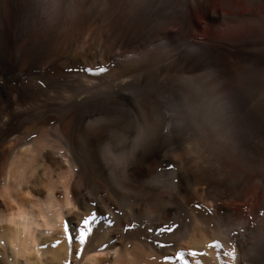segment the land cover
I'll list each match as a JSON object with an SVG mask.
<instances>
[{
	"label": "rangeland",
	"instance_id": "374dc122",
	"mask_svg": "<svg viewBox=\"0 0 264 264\" xmlns=\"http://www.w3.org/2000/svg\"><path fill=\"white\" fill-rule=\"evenodd\" d=\"M7 134L69 160L71 226L94 214V242L162 264L197 232L194 264H264V0H0V156ZM115 152H131L119 185Z\"/></svg>",
	"mask_w": 264,
	"mask_h": 264
},
{
	"label": "bare ground",
	"instance_id": "6f19581e",
	"mask_svg": "<svg viewBox=\"0 0 264 264\" xmlns=\"http://www.w3.org/2000/svg\"><path fill=\"white\" fill-rule=\"evenodd\" d=\"M161 56L159 55V57ZM160 59L159 62H161ZM206 89L207 88H204L203 90ZM193 105L194 103H192V106ZM202 105L201 104L199 105L200 111L203 110ZM197 106L196 108H198ZM208 107H209V103H208ZM206 108L207 106H205V110ZM211 109L214 108L212 107ZM200 111H198L197 114ZM213 113L215 112L213 111ZM194 116H197L198 118L199 115L195 114ZM205 117L207 116H204V118ZM197 118L195 119L198 120ZM199 120L201 121V119ZM224 121H222V123ZM206 122H208L207 119ZM227 124H229V122ZM205 126H203V128H205ZM216 126L214 125L213 127L214 128L213 134L214 133L217 134L215 130L217 131L218 127L217 129H215ZM213 128H211V131ZM220 130L222 131V129ZM220 130H218V133H221ZM202 135H205V133ZM11 136H12L11 134H7L5 137L8 139ZM25 136L23 137L17 135L12 136L11 139L6 141V145L2 149V154L0 156V255H3L4 258L7 257L8 261L11 264H66V262L69 260H71V264H160L158 256L147 246L144 245L142 246L139 243L137 244L130 242L123 244L124 242L122 240L119 241L120 243L117 246L113 243H107L108 241L111 240L110 235L105 236V238H103V236L100 237L99 239L102 238L101 242L98 238L97 239L99 240V242L98 241L94 242L95 239L94 237L92 236L88 237L86 240V244L83 246L82 255L77 257L76 255L78 251L77 250L75 252V256H70L68 242L64 233V223L66 220L71 221V219L73 218L72 215H74V208L76 203L75 199L78 194L76 182L73 180V175H72L73 169L70 165L69 160H63V157H65L63 156V154H59L60 156L59 155L56 156L58 154V151L56 150L52 151L53 149L58 148L54 144H52V142H49L48 140L44 139L42 136L39 135H37V137L35 136L36 138L34 139L32 138L25 139L26 138ZM224 140L226 139L224 138ZM218 141H216V143ZM203 142L207 143L208 141L205 142L203 140ZM209 145L212 146L211 144ZM125 147L124 150H122V153L123 151H125ZM119 148L122 149V146ZM115 153H116V159L113 160L115 161V163L113 162V164L110 165V167L108 168H109L110 177L119 185L122 183L120 182V179L121 178L123 179L127 176L128 173L127 167L130 164L129 159L131 156L130 154L131 152L128 153V155L127 154L120 155L119 152H115ZM122 188L125 187L123 186ZM124 191H126V189ZM196 235L197 232L196 234L191 232L190 234H188L187 237H185L183 241L181 240L182 242H180L178 246L179 247L178 251L181 250L185 252H190L192 250L195 251V248L200 245V243L198 242L199 240H197L198 238H196L197 237ZM56 241H61V243L53 247L52 245H54ZM194 260L192 259V261ZM200 260H202V258ZM211 264H217V263H215L214 261L211 262ZM225 264H245V263L237 255V252L232 250L226 257Z\"/></svg>",
	"mask_w": 264,
	"mask_h": 264
},
{
	"label": "snow or ice",
	"instance_id": "6c2138e0",
	"mask_svg": "<svg viewBox=\"0 0 264 264\" xmlns=\"http://www.w3.org/2000/svg\"><path fill=\"white\" fill-rule=\"evenodd\" d=\"M71 71V70H70ZM97 221V217L92 214L89 213L87 216L81 217L80 221L77 223L75 229L72 228L71 226V222L70 220H66L64 223V233H65V237L67 239L68 242V247H69V254L71 255L72 252V246L73 243H78L79 245H81V249L77 251L76 255L77 257L82 255V251H83V246L86 244V240L88 237H90L95 229L93 228V224H95ZM110 223L114 224V221H110ZM139 225L135 224V223H131L125 226L126 230H133L135 228H138ZM180 225H175L172 223H166L164 225H162L159 228H149L148 230L150 232H154L156 233L158 236L168 233L171 234L174 231H176L177 228H179ZM59 243H61V241H56L54 245H52L53 247L59 245ZM156 247L158 248H167V247H171L170 244H166L163 242H160L159 240H157L156 242ZM210 248H219L220 247V242H213L209 245ZM197 255H206V253H197L195 251H190V252H185L183 250L181 251H177L175 255H166L163 258L162 264H181V261L183 262V264H192L191 261V257H195ZM66 264H71V261H67ZM198 264V262H197Z\"/></svg>",
	"mask_w": 264,
	"mask_h": 264
}]
</instances>
